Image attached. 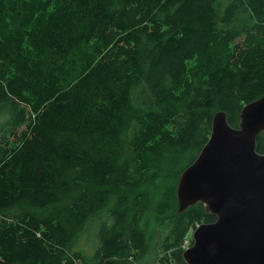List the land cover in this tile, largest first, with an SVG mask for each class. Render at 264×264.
I'll return each instance as SVG.
<instances>
[{"label":"trees","instance_id":"trees-1","mask_svg":"<svg viewBox=\"0 0 264 264\" xmlns=\"http://www.w3.org/2000/svg\"><path fill=\"white\" fill-rule=\"evenodd\" d=\"M262 95L264 0H0V264L183 262L178 178Z\"/></svg>","mask_w":264,"mask_h":264},{"label":"water","instance_id":"water-1","mask_svg":"<svg viewBox=\"0 0 264 264\" xmlns=\"http://www.w3.org/2000/svg\"><path fill=\"white\" fill-rule=\"evenodd\" d=\"M262 131L264 95L242 107L238 127L224 111L213 114L209 138L178 178L176 199L179 213L202 203L216 219L193 229L183 262L171 264H264Z\"/></svg>","mask_w":264,"mask_h":264},{"label":"rangeland","instance_id":"rangeland-1","mask_svg":"<svg viewBox=\"0 0 264 264\" xmlns=\"http://www.w3.org/2000/svg\"><path fill=\"white\" fill-rule=\"evenodd\" d=\"M264 151V148H263ZM152 186V185H151ZM151 193H153L152 191H149V195H151ZM158 198V193L154 194V197L152 198V201L157 200ZM144 221L143 223H146L147 225V230L149 231V229L154 225L156 219H155V212L154 210L150 209L148 211L145 212V216H144ZM94 226L92 224H90L87 228V231H85L78 239V246L77 248L83 249L84 251H86V253L89 251H92L94 248V238H93V231H94ZM188 239H191V231L188 235ZM152 243V242H151ZM188 242H185V246H188L187 244ZM151 256V254H145V257L143 258L144 260H147V258ZM144 264H146L145 262H143Z\"/></svg>","mask_w":264,"mask_h":264},{"label":"built area","instance_id":"built-area-1","mask_svg":"<svg viewBox=\"0 0 264 264\" xmlns=\"http://www.w3.org/2000/svg\"><path fill=\"white\" fill-rule=\"evenodd\" d=\"M187 247V246H186Z\"/></svg>","mask_w":264,"mask_h":264}]
</instances>
